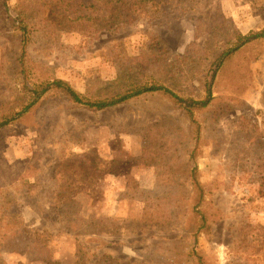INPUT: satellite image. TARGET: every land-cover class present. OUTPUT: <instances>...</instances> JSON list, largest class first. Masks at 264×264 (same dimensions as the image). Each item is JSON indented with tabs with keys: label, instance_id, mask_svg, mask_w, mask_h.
<instances>
[{
	"label": "rangeland",
	"instance_id": "1",
	"mask_svg": "<svg viewBox=\"0 0 264 264\" xmlns=\"http://www.w3.org/2000/svg\"><path fill=\"white\" fill-rule=\"evenodd\" d=\"M88 1L0 0V120L55 80L92 99L134 81L212 100L97 111L52 90L3 126L0 264H264V38L217 67L264 29V0L176 3L119 29Z\"/></svg>",
	"mask_w": 264,
	"mask_h": 264
},
{
	"label": "trees",
	"instance_id": "2",
	"mask_svg": "<svg viewBox=\"0 0 264 264\" xmlns=\"http://www.w3.org/2000/svg\"><path fill=\"white\" fill-rule=\"evenodd\" d=\"M196 1L197 0H91L87 2V4H89L87 8L93 10V14L106 10L107 16L115 17L116 20L114 21L116 22V24L115 22L107 21L102 29L114 28V26L115 28L119 29L120 26L117 25V22H121L122 25H130L141 17L153 20L157 18V16L161 13V10L164 6H168L171 4L173 5L176 3L184 4L186 2L196 3ZM7 4L8 0H4V6L7 7ZM18 18V20L16 19V21H18L17 29L23 36L22 50H24L26 54L28 28L24 23V18H21L20 16ZM79 19L92 20L91 18L80 16L75 21ZM262 38H264V29L258 33H251L246 36L239 34L236 37L235 47L231 49V51L225 52L218 58L217 67L220 66L224 58H227L229 55L239 51L244 46ZM52 90L62 91L74 104L97 111H103L112 107H116L128 103L134 98L153 93L163 94L167 98L175 101V103L180 107L187 109L189 113H192L193 110L205 109L212 100L210 86L207 89V98L204 101H195L193 99L181 98L171 89L159 83L137 84L134 81L131 82L127 89L120 91L117 94L111 95L105 99H92L75 91L67 82L62 80H55L53 81V83H47L38 86L37 89L33 91V102L25 107L20 113L3 117L4 119L0 120V129L18 118L20 114L27 112V110L34 106L39 99H41L45 94L49 93ZM193 172L196 173V167L193 169ZM194 182L195 186L198 188L197 193H200V195L197 196L196 207H200L204 196L201 193V185L196 178H194ZM198 212L200 214V211ZM201 220H203V222L206 221L205 217H202ZM204 224L206 223H203L202 227L207 226ZM194 256H197V261L199 264H204L202 258L197 253H194Z\"/></svg>",
	"mask_w": 264,
	"mask_h": 264
}]
</instances>
